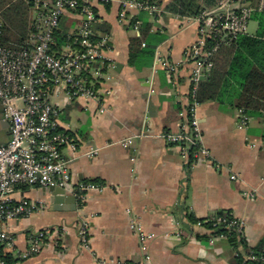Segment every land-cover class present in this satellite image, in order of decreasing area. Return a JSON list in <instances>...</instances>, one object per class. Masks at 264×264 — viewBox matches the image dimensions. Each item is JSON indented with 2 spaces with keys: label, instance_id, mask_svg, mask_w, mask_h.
<instances>
[{
  "label": "crops",
  "instance_id": "crops-1",
  "mask_svg": "<svg viewBox=\"0 0 264 264\" xmlns=\"http://www.w3.org/2000/svg\"><path fill=\"white\" fill-rule=\"evenodd\" d=\"M171 2L164 0L160 16H146L153 28L143 55L135 59L130 56V40L140 36L139 27L120 22L119 3L99 8L104 23L96 30L111 38L99 99L72 101L62 95L53 103L60 110L61 129L77 140L76 152L64 150L67 159L75 158L70 166L73 185L98 182L104 190L91 192L85 205L79 209L75 204V210L66 203L56 204L44 189L16 191L15 200L45 205L43 211L10 224L18 250L28 248L34 231L57 228L59 232L39 255L15 264H95L97 260L144 264L140 241L129 228L131 220L153 236L147 242L148 264H231L235 251L228 238L209 236L196 225L185 227V215L208 220L219 212H230L244 222L249 247L264 243L260 122L250 119L241 130L239 111L230 104H201L197 118L202 143L210 153L208 161L188 162L162 137L177 132L183 123L194 71L185 53L198 39L192 18L165 10ZM159 59L172 70L158 64ZM101 106H105L102 114ZM9 140L0 103V147ZM126 141L130 143L124 147ZM91 148L99 149V156L83 157ZM253 193L254 198L249 195ZM85 221L90 225L91 251L81 247L78 236Z\"/></svg>",
  "mask_w": 264,
  "mask_h": 264
},
{
  "label": "built area",
  "instance_id": "built-area-1",
  "mask_svg": "<svg viewBox=\"0 0 264 264\" xmlns=\"http://www.w3.org/2000/svg\"><path fill=\"white\" fill-rule=\"evenodd\" d=\"M24 1L34 11L29 36L24 41H5L0 15V103L10 129L9 142L0 147V242L17 262L39 255L59 229L32 232L28 248L18 250L10 224L43 211L45 205L41 201L15 200L16 191L25 187L61 189L71 194L81 209L91 192L104 190V186L93 182L73 185L70 166L75 158L67 159L64 150L76 152L77 140L61 129L60 110L53 103L62 95L72 101L99 99V85L107 66L105 54L111 48L110 35L96 30L104 23L99 18V8L119 3L120 22L133 23L136 29L141 24L137 20L139 15L156 18L164 12L157 3L142 0ZM255 13H264V0H217L215 7L192 18L198 27V39L185 53L186 60L194 65L189 104L181 114L183 123L179 130L162 136L166 144L178 148L188 162L191 154L193 162L208 161L210 157L202 143L197 118L199 85L210 75L216 53L247 35L248 24ZM61 30L65 31V39L58 43L55 34ZM158 64L172 70L163 60L159 59ZM99 112L104 113L105 106H101ZM239 120L240 129H246L249 119L239 112ZM129 143L126 141L122 145L127 147ZM99 154V149L91 148L83 157L93 159ZM249 195L255 197L254 193ZM210 220L226 222L213 216ZM206 222L196 226L204 228ZM129 228L139 239L144 264H148L147 242L153 236L146 234L136 220H131ZM229 228L244 235V222L236 218ZM78 236L81 247L91 251L89 222L80 225ZM0 264L5 263L0 261ZM95 264L121 263L97 260Z\"/></svg>",
  "mask_w": 264,
  "mask_h": 264
},
{
  "label": "trees",
  "instance_id": "trees-1",
  "mask_svg": "<svg viewBox=\"0 0 264 264\" xmlns=\"http://www.w3.org/2000/svg\"><path fill=\"white\" fill-rule=\"evenodd\" d=\"M15 1L18 0L11 3L0 0V15L4 23L5 41L20 43L29 36L31 23L28 11L31 10V6L24 0L20 3H14ZM142 1L155 2L159 6L164 4V0ZM216 2L217 0H172L165 10L181 17L195 18L202 11L215 7ZM146 16L147 14H141L137 18L141 23L140 36L130 40L132 59L143 55V44L149 39L153 28ZM252 20L259 23V32L256 36H240L231 46H223L212 58L213 69L199 85L198 102L200 105L207 102H226L249 120H257L262 125L264 142V13H255ZM133 25L132 23L130 26ZM55 38L58 43L64 42L65 31H57ZM192 156L191 154L190 163L193 162ZM213 218H222L226 222L196 220L191 215H185L187 224L185 227L189 229L199 222L207 221L204 228L209 232V236H227L229 244L235 251L231 264H264V243L255 248L249 247L244 235L238 234L234 228H229V224L235 219L230 212H219ZM0 261L5 264L16 263L6 253L1 242Z\"/></svg>",
  "mask_w": 264,
  "mask_h": 264
},
{
  "label": "water",
  "instance_id": "water-1",
  "mask_svg": "<svg viewBox=\"0 0 264 264\" xmlns=\"http://www.w3.org/2000/svg\"><path fill=\"white\" fill-rule=\"evenodd\" d=\"M204 80V78L202 79ZM45 192H49L52 193V195L54 196V201L56 204H63L66 203L68 205H72L73 206V210L76 209L75 204V198L74 197H65L64 196V191L61 189H57V188H49V189H44Z\"/></svg>",
  "mask_w": 264,
  "mask_h": 264
},
{
  "label": "rangeland",
  "instance_id": "rangeland-1",
  "mask_svg": "<svg viewBox=\"0 0 264 264\" xmlns=\"http://www.w3.org/2000/svg\"><path fill=\"white\" fill-rule=\"evenodd\" d=\"M12 1L13 0H3V2H5V3H11ZM22 1L23 0H18V1H15L14 3H20ZM28 12H29V16L32 13V16L34 17V11H32V9L31 10L29 9ZM258 32H259V23L255 20H251L250 23L248 24L247 35L254 37L257 35ZM56 100L57 99H54L53 101H56Z\"/></svg>",
  "mask_w": 264,
  "mask_h": 264
}]
</instances>
